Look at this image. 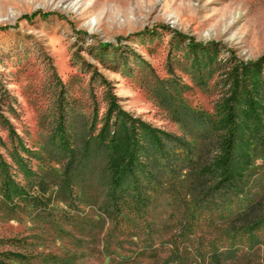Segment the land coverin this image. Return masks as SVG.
I'll return each mask as SVG.
<instances>
[{
    "label": "rangeland",
    "instance_id": "rangeland-1",
    "mask_svg": "<svg viewBox=\"0 0 264 264\" xmlns=\"http://www.w3.org/2000/svg\"><path fill=\"white\" fill-rule=\"evenodd\" d=\"M263 52L264 0H0V264H166L187 205L219 178L226 141L264 203L252 130L264 128V65L236 67ZM163 149L174 172L153 166ZM180 153L191 168L170 158ZM155 171L148 224L125 231L103 212L105 194ZM228 224L178 244L187 264H217L192 253ZM218 264H264V235Z\"/></svg>",
    "mask_w": 264,
    "mask_h": 264
},
{
    "label": "trees",
    "instance_id": "trees-1",
    "mask_svg": "<svg viewBox=\"0 0 264 264\" xmlns=\"http://www.w3.org/2000/svg\"><path fill=\"white\" fill-rule=\"evenodd\" d=\"M37 14L36 12L30 15H24L23 18L31 19ZM156 27L168 28L167 25L157 24ZM174 33L186 40L187 46L190 48L208 46L209 43L195 41L190 35L174 31ZM102 46H107L106 43ZM264 65V52L256 59L246 62H240L236 66L237 69H248ZM253 130V137L256 144L264 146V128L256 125ZM236 134V124L232 119L228 120V135L232 137ZM166 139L177 147L187 145V142L180 137L167 135ZM168 153L163 150L152 161L155 162L153 166H158V162L164 161V168L168 171H175V165H168ZM170 156V155H169ZM180 162L181 169L191 168V161L187 153H180L171 157ZM241 161L238 155L232 151V144L230 141L225 142L224 151L218 158V179L204 189L200 195L190 204L187 205L188 213L185 218L181 219L180 229L176 234L177 242L174 243V248L165 259L166 264H187L190 261L191 255L187 252L181 253L178 251V244H186L192 240L196 228L227 219L229 224L223 228L214 238L204 241H198L194 247L192 256L199 260L209 259L214 263H223L236 257L244 248H254L262 243L264 235V203L262 197L257 198L256 195L250 194L249 189L254 183L252 178V170L242 172L234 169L235 163ZM185 162V163H184ZM158 169V168H157ZM159 172L154 173L142 172V179L146 181V185L141 183L135 175H130L129 180L125 184L113 185L111 189L105 194L102 210L109 213L117 226L124 228L125 231L137 230L142 224H148L146 216H151L150 208L152 202V195L150 192L154 190L153 183L159 180ZM12 182L8 179L4 182L5 191L4 198H10V188L8 183ZM36 183H33L35 186ZM44 189L41 191V197L44 196ZM17 196L16 200H11L13 205L18 204V201H23L24 198ZM38 197V195H35ZM264 197V196H263ZM12 198V197H11ZM15 198V197H13ZM216 199L226 200L223 202L222 208L216 211L217 213H207L205 205L216 201ZM207 200V201H203ZM200 201L204 202L198 204ZM2 202V201H1ZM260 211L258 215H254L250 220L240 221V217L247 214H253ZM146 234V233H145ZM148 234V233H147Z\"/></svg>",
    "mask_w": 264,
    "mask_h": 264
}]
</instances>
